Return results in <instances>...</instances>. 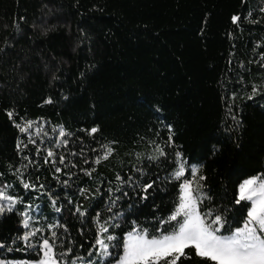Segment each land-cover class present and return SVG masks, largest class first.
Returning a JSON list of instances; mask_svg holds the SVG:
<instances>
[{
	"label": "trees",
	"instance_id": "trees-1",
	"mask_svg": "<svg viewBox=\"0 0 264 264\" xmlns=\"http://www.w3.org/2000/svg\"><path fill=\"white\" fill-rule=\"evenodd\" d=\"M256 175L264 0H0V259L47 239L59 264H112L133 229L172 231L184 181L229 234Z\"/></svg>",
	"mask_w": 264,
	"mask_h": 264
},
{
	"label": "snow or ice",
	"instance_id": "snow-or-ice-1",
	"mask_svg": "<svg viewBox=\"0 0 264 264\" xmlns=\"http://www.w3.org/2000/svg\"><path fill=\"white\" fill-rule=\"evenodd\" d=\"M238 19L233 17L234 22ZM95 131L96 129H92V132ZM110 152L111 150L109 154ZM48 155L52 156L53 153L49 152ZM183 175L184 168L181 165L175 177L179 179ZM25 187L28 185L25 184ZM151 187L152 185L148 184L143 190L146 192ZM4 199L10 200L9 197ZM241 201L250 202V210L247 211L243 227L231 235H219L224 226L221 217L216 215L211 218L210 212L202 215L198 207L200 200L194 194L192 184L183 183L179 206L168 218L169 223L177 221L172 231L152 238H149L146 229L129 232L123 243V256L119 264H160L162 260L166 264H177L181 257L187 258L186 248H193L195 255L211 264H264V181L259 178L245 181L239 188V198L236 202ZM14 203L15 201H11V204ZM4 210V206L0 205V213ZM7 210L12 211V207L9 206ZM205 217L211 218L210 222ZM28 226V220L25 219L24 227ZM23 239L27 241L29 236L25 235ZM107 239L115 238L108 236ZM97 243L102 246L105 254H110L104 240H98ZM42 247L44 258L38 264H57L52 244L46 239Z\"/></svg>",
	"mask_w": 264,
	"mask_h": 264
},
{
	"label": "rangeland",
	"instance_id": "rangeland-1",
	"mask_svg": "<svg viewBox=\"0 0 264 264\" xmlns=\"http://www.w3.org/2000/svg\"><path fill=\"white\" fill-rule=\"evenodd\" d=\"M179 164H180V166L183 165V163H182L181 160L179 161ZM253 178H259L260 181H264V177L261 176V175L252 176V177H249V178L245 179V180L239 185V188H240V186H241L245 181H247V180H249V179H253ZM185 182H190V183L192 184V188H193V185H194L193 181H184L183 183H185ZM182 185H183V184H182ZM178 206H179V205H178ZM178 206H177V207H178ZM243 225H244V224H243ZM242 227H243V226H241V227L235 229L233 232H231V233H229V234H223V233H221V232H219L218 234H219V235H231V234H233L236 230H238V229H240V228H242ZM139 230H141V229H139V228H135V229H133V230L130 231V232H136V231H139ZM128 233H129V232H128ZM128 233H127L126 236H125V241H126V239H127V235H128ZM148 236H149V234H148ZM158 237H159V236H158ZM149 238H152V237L149 236ZM101 240H102V239H101ZM49 243H50V242H49ZM50 244H51V243H50ZM105 244L108 245L107 242H106ZM42 245H43V243H42ZM42 245H41V248H42V256H41L39 259H35V260H23V259H19V260H17V259L4 260V259H0V264H38V262L44 258V257H43V251H44V250H43ZM102 249H103V248H102ZM53 250H54V249H53ZM108 253H109V245H108ZM108 255H109V254H105V253H104V257H106V256H108ZM122 256H123V254L120 256V258H119L117 261L113 262L112 264H119V261L121 260ZM55 257H56V256H55ZM56 260H57V258H56ZM57 264H59L58 260H57Z\"/></svg>",
	"mask_w": 264,
	"mask_h": 264
}]
</instances>
